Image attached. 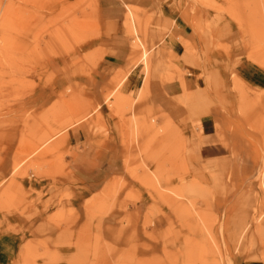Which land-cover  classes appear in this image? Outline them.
I'll use <instances>...</instances> for the list:
<instances>
[{"label": "rangeland", "instance_id": "374dc122", "mask_svg": "<svg viewBox=\"0 0 264 264\" xmlns=\"http://www.w3.org/2000/svg\"><path fill=\"white\" fill-rule=\"evenodd\" d=\"M2 235L8 264H264V0H0Z\"/></svg>", "mask_w": 264, "mask_h": 264}, {"label": "crops", "instance_id": "0c3cea01", "mask_svg": "<svg viewBox=\"0 0 264 264\" xmlns=\"http://www.w3.org/2000/svg\"><path fill=\"white\" fill-rule=\"evenodd\" d=\"M172 3H165V4H160L157 6V9L161 12V14H163L166 18H168L169 20L174 22V26H173V31L175 32L176 35H178L181 38H188L189 34H190V30L188 27H186L185 25L181 24L178 21V15L175 14L173 12L172 9ZM133 14V13H132ZM167 14V15H165ZM97 16L99 17V14H97ZM100 19V17H99ZM101 21V19H100ZM102 29H104V25L103 22L101 21V25H100V32L102 31ZM107 31V30H104ZM108 36V35H107ZM99 39H102V37H99ZM245 69L247 68H240V69H236V76L243 78L245 80H247L248 82H253V83H260L261 79L259 77V79H257L258 76L256 75H252L251 73H246ZM175 88L171 87V86H164L161 87V89H157V91H153L151 96L154 97L155 99L159 97L162 98H172L174 95L177 94L176 91H174ZM161 108L166 111V109L163 107V105H160ZM166 107V105H164ZM171 112V111H170ZM176 112V111H174ZM173 114V112H172ZM68 138L71 144L73 145H78L80 144V138H81V134L78 131L75 130H70L68 132ZM102 154L100 152H96L94 151L93 153H84L83 154V159L84 161V173L82 171V176L88 178V177H92V176H103V160H102ZM94 168H98V170H96L95 173H92ZM81 176V174H80ZM91 184V183H90ZM93 187V185H88L85 187L86 190H91ZM110 217H113L110 216ZM104 224L107 225H112L114 224L113 221H110V219L107 217L106 219H104ZM12 238L11 237H7V236H0V264H8V260L10 259V255H11V249H12Z\"/></svg>", "mask_w": 264, "mask_h": 264}]
</instances>
